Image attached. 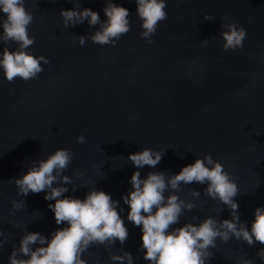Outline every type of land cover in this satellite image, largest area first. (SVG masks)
I'll return each instance as SVG.
<instances>
[{
	"label": "water",
	"instance_id": "95a60500",
	"mask_svg": "<svg viewBox=\"0 0 264 264\" xmlns=\"http://www.w3.org/2000/svg\"><path fill=\"white\" fill-rule=\"evenodd\" d=\"M77 2L104 19V0ZM115 2L128 10V31L114 46L87 37L80 46L74 36H86L97 26L60 24L59 9L72 8V0H24L32 13L28 50L48 63L27 81L9 82L0 75V264H7L21 226L45 236L60 227L43 192L17 196L10 180L29 160L56 147L72 153L67 174L81 173L69 186L75 190L65 195L82 197L94 186L120 202L133 171L127 154L149 147L163 150L155 170L167 173L204 154L221 162L238 187L233 199L245 224L253 208L264 205V0H165L166 17L150 42L139 36L134 0ZM204 13L214 18L204 19ZM231 21L246 35L242 47L223 50L220 25ZM6 46L16 45L8 41ZM77 134L86 143H77ZM151 170L145 165L140 175ZM203 188L197 182L181 185L178 197L194 200L195 207L183 211L179 223L192 215L229 217V210L204 195ZM190 189L201 194L191 197ZM12 199H23L24 207L9 212ZM120 207L123 217L127 205L120 202ZM124 224L123 244L90 245L81 253L86 264H119L108 253L121 249L132 255L133 264H146L138 249L139 227ZM261 247L258 241L249 246L217 238L206 264H233L240 258L264 264L256 255Z\"/></svg>",
	"mask_w": 264,
	"mask_h": 264
},
{
	"label": "clouds",
	"instance_id": "9594fccd",
	"mask_svg": "<svg viewBox=\"0 0 264 264\" xmlns=\"http://www.w3.org/2000/svg\"><path fill=\"white\" fill-rule=\"evenodd\" d=\"M134 2L141 29L139 36L150 42L157 23L166 17L165 0ZM72 3V8L59 9L61 25L86 21L89 26H97L86 36H74L80 46L85 44V37L99 45L114 46L121 34L129 29L128 10L115 0H104L102 20L96 11L80 7L77 0ZM203 16L207 20L214 18L210 13ZM31 21L32 13L26 10L24 0H0V42L4 45L0 46V75L9 82L15 78L25 81L34 78L43 70L42 64L48 63L44 55L34 56L28 50L33 38L27 34L26 26ZM245 35L243 26L235 21L221 23V48L242 47ZM8 41L16 45L11 50L6 46ZM200 41L206 43L208 40ZM75 140L79 144L86 143L83 134H77ZM162 153L163 150L141 147L127 154L126 160L133 165V171L128 177L126 194L120 196V202L127 205L123 217L118 214L124 211L120 202L102 189L89 186L82 197L65 195L75 190V187H69L73 185V177L81 176L75 169L72 175L67 174L72 156L70 149L56 147L42 157L29 160L25 170L10 179L16 194L23 197L29 192H43V199L51 201L46 207L60 227L45 236L21 226V235L8 252L7 264H86L81 253L90 245L123 244L128 235L124 220L139 227L138 249L142 250L146 264H206L217 238L220 241L242 240L249 246L254 241L264 245V205L253 208L247 224L241 221L237 202L233 199L238 187L221 162L204 154L195 156L176 172L167 173L155 170ZM145 165L153 170L141 176L140 169ZM192 182L203 184L202 193L225 206L229 217L217 219L209 214L192 215L179 223L182 212L193 209L195 202L179 198L177 191L181 185ZM80 186H84L83 180ZM188 194L198 197L201 192L190 189ZM22 207L23 199H12L9 212ZM256 255L264 261V247L258 248ZM108 258L119 264H133L132 255L124 249L119 253L109 252ZM233 264H250V261L240 258Z\"/></svg>",
	"mask_w": 264,
	"mask_h": 264
}]
</instances>
